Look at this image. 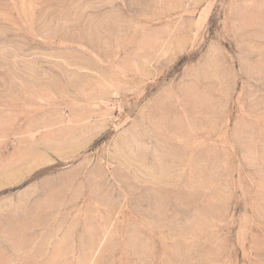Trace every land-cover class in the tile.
<instances>
[{
    "label": "rangeland",
    "instance_id": "1",
    "mask_svg": "<svg viewBox=\"0 0 264 264\" xmlns=\"http://www.w3.org/2000/svg\"><path fill=\"white\" fill-rule=\"evenodd\" d=\"M0 264H264V0H0Z\"/></svg>",
    "mask_w": 264,
    "mask_h": 264
}]
</instances>
